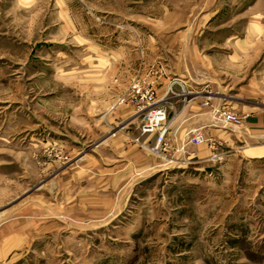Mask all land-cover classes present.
<instances>
[{"label":"rangeland","instance_id":"374dc122","mask_svg":"<svg viewBox=\"0 0 264 264\" xmlns=\"http://www.w3.org/2000/svg\"><path fill=\"white\" fill-rule=\"evenodd\" d=\"M263 115L264 0H0V264H264Z\"/></svg>","mask_w":264,"mask_h":264},{"label":"crops","instance_id":"0c3cea01","mask_svg":"<svg viewBox=\"0 0 264 264\" xmlns=\"http://www.w3.org/2000/svg\"><path fill=\"white\" fill-rule=\"evenodd\" d=\"M252 36H246L242 41V48L241 51L245 53L244 56H248L249 53L252 52V50L254 49V46L252 45ZM237 55H240L238 53V51L235 49L234 53L232 56V59H236ZM247 56L245 58H247ZM251 56V55H249ZM183 75V74H182ZM176 80H179L181 82L180 79H175V82H178ZM224 91L226 89H223ZM224 93V92H223ZM226 94V93H225ZM232 97V96H231ZM222 99L225 100V95L223 94ZM226 101V100H225ZM200 101L198 99L191 101L186 107L183 108V110H180L179 113L176 115V118L174 119L173 122H177V124L180 125H184L187 124L188 122H191L190 124H200L203 122V118H205L207 115H209L208 113L205 112H201L202 108L200 106ZM262 121L264 122V115H263V119ZM182 127V126H181ZM187 126H184L183 128H179L177 130V134L178 135H173L171 137V135H168L167 137H171L172 138V142L170 143V148L174 149V147H176L175 150H179L178 152H182L181 154H183L185 151L189 153L188 149L189 147L191 149L194 150L193 153H190L191 156H195L197 158H201V157H205L208 155L209 150L207 149L206 146H201V144H196V143H187V150H185L184 147H182L181 149H179L184 143L186 145V135L184 134V132H186ZM217 131H222L221 129H216ZM184 149V150H183ZM181 150V151H180ZM185 154V153H184ZM257 157H264V150L257 153L256 154ZM189 157V156H188ZM193 158V157H190Z\"/></svg>","mask_w":264,"mask_h":264},{"label":"built area","instance_id":"2783aa9c","mask_svg":"<svg viewBox=\"0 0 264 264\" xmlns=\"http://www.w3.org/2000/svg\"><path fill=\"white\" fill-rule=\"evenodd\" d=\"M143 98L146 100L147 106H150L146 114L144 131H158L157 145H160L165 138L166 127H163V124L167 118L166 106L155 99V97L149 92L143 93ZM191 141L199 144L204 141V138L202 135L196 134L191 138Z\"/></svg>","mask_w":264,"mask_h":264}]
</instances>
